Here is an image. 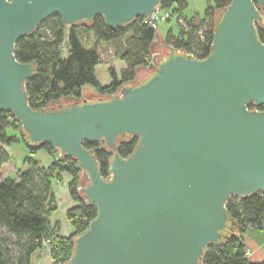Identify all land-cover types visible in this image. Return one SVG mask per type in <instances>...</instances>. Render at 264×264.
Returning a JSON list of instances; mask_svg holds the SVG:
<instances>
[{"label":"water","instance_id":"95a60500","mask_svg":"<svg viewBox=\"0 0 264 264\" xmlns=\"http://www.w3.org/2000/svg\"><path fill=\"white\" fill-rule=\"evenodd\" d=\"M160 2L0 0V110L20 122L28 147L47 143L77 160L79 191L97 211L63 264H200L235 229L230 197L264 191V111L248 107L264 104V0L219 11L205 58L164 45L153 25ZM54 13L68 26L102 15L110 29L143 16L156 28L152 61L115 94L83 87L79 99L34 110L25 82L35 66L14 47ZM123 135L138 137L127 157L116 151ZM84 141L112 152L108 178Z\"/></svg>","mask_w":264,"mask_h":264},{"label":"trees","instance_id":"16d2710c","mask_svg":"<svg viewBox=\"0 0 264 264\" xmlns=\"http://www.w3.org/2000/svg\"><path fill=\"white\" fill-rule=\"evenodd\" d=\"M231 0H208L203 18L194 23L195 16L185 18L179 23L177 35L170 31L165 36L164 45L174 49L191 52L198 58H205L211 51L213 34L216 27V15ZM174 7L179 16L187 7V0H161L159 8L168 11ZM209 21L206 28L202 27ZM77 25L92 32L95 43L121 40L123 48L120 57L125 60L126 68L116 77L113 69H109L112 80L107 85L100 84L95 66L100 62L97 49L87 48ZM80 30V31H79ZM259 40L264 43V24H256ZM156 38L153 28L146 18L137 16L126 25L110 29L106 26L102 15H95L87 24L63 25L58 14L46 17L34 31L17 40L14 47L16 59L35 66L33 75L25 82L28 103L34 110L58 104L63 98H81L82 87L92 86L97 95L110 96L119 87L134 81L139 66H148L152 56V45ZM63 45L66 54L63 55ZM163 47V46H162ZM165 50L164 48H161ZM160 50V49H159ZM158 50V51H159ZM264 111V104L249 105ZM17 129L19 135H8L6 129ZM22 141L28 155L23 160V168L15 176L2 178L0 175V264H30V256L43 246L45 239H50L53 264H63L74 252V237L83 232L96 214L95 206L84 201L79 191L82 182L81 170L77 168V160L67 155H60L55 149L41 143L36 147H28L25 143L26 133L20 122L10 113L0 110V168L11 160V155L4 148L7 144ZM138 143L136 136H121L116 151L121 157L132 153ZM84 147L91 150L99 162V170L103 178L109 177V161L112 152L103 142L84 141ZM45 150L53 157L48 166L40 164L34 154ZM72 176L69 180V194L76 204L66 211V217L73 227L69 236L55 233L56 226L49 221L54 210L52 184L60 179L61 173ZM230 216L236 221L233 232L224 233L223 242L210 245L200 264H264V259L254 262L245 255L246 246L242 234L248 226L264 227V191L248 197L231 196L226 202Z\"/></svg>","mask_w":264,"mask_h":264},{"label":"rangeland","instance_id":"374dc122","mask_svg":"<svg viewBox=\"0 0 264 264\" xmlns=\"http://www.w3.org/2000/svg\"><path fill=\"white\" fill-rule=\"evenodd\" d=\"M208 4V0H187V7L182 11V14L179 16L178 14H175L174 12V5L168 9L171 13L170 17L165 20H159L156 23V27H158L161 37L164 40L166 32L170 31L177 35L179 32V19L180 22L184 23L185 18H190L191 16H195L194 23H198L200 18H203L205 8ZM164 12L163 10H161ZM209 21H205L202 24L203 28H206L208 26ZM79 27L80 34L82 36L83 41L85 42V46L87 48H95L97 49L99 55H100V62L95 66V73L96 76L102 85H107L111 82L112 76L109 71V69H113V72L116 77H120L121 72L126 68V62L123 60L120 55L123 48V43L121 40H115V41H108V42H98L95 43V37L92 32L88 31L85 27H81V25H77ZM63 55L66 54V47L63 45L62 48ZM152 59V56H151ZM152 60H150L151 62ZM143 68H146L147 66H142ZM84 87H90L91 85L86 84ZM93 89V88H92ZM82 92V90H81ZM6 133L8 135H19L18 130L12 127H8L6 129ZM11 155V160L7 162L6 164L2 165L0 168V175L2 178H5L7 176H15L18 174L19 169L23 168V160L25 156L28 155V150L24 145V142L22 141V136L20 135V138L18 141H15L9 145L4 146ZM40 151V150H38ZM38 151L34 154L35 157H37ZM64 177L60 176V179L53 180V184H64L67 185V189L69 192L68 183L69 180L71 181L72 176L67 172H62ZM57 181V182H55ZM50 245V244H49ZM51 248V247H50Z\"/></svg>","mask_w":264,"mask_h":264},{"label":"crops","instance_id":"0c3cea01","mask_svg":"<svg viewBox=\"0 0 264 264\" xmlns=\"http://www.w3.org/2000/svg\"><path fill=\"white\" fill-rule=\"evenodd\" d=\"M163 41L165 42V40ZM36 156L43 166H48L53 160V157L45 150L38 151ZM61 176L64 177L63 173H61ZM64 184H52L53 205L55 208L49 215V221L53 226H56L55 233L59 236H69L73 232V227L66 217V211L76 204L68 192L67 185ZM242 241L249 249V255L247 256L249 260L260 262L264 259V227L248 226L242 234ZM50 247V245H43L40 250L34 251L30 256V264H53Z\"/></svg>","mask_w":264,"mask_h":264},{"label":"built area","instance_id":"2783aa9c","mask_svg":"<svg viewBox=\"0 0 264 264\" xmlns=\"http://www.w3.org/2000/svg\"><path fill=\"white\" fill-rule=\"evenodd\" d=\"M170 15H169V12L168 11H164L162 12L160 8H157L155 9L154 13H153V25L154 27H156V23L157 21L159 20H165L167 18H169ZM148 22V21H147ZM150 23V22H149ZM187 52V51H186ZM189 54H192L191 52H187ZM193 55V54H192ZM194 56V55H193ZM196 57V56H195ZM5 148V147H4ZM6 149V148H5ZM7 150V149H6ZM58 181V180H57ZM55 181V182H57ZM51 243V240L50 239H45L43 241V245H49ZM245 255L248 256L249 255V249L247 248L246 249V252H245Z\"/></svg>","mask_w":264,"mask_h":264}]
</instances>
